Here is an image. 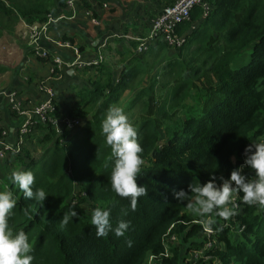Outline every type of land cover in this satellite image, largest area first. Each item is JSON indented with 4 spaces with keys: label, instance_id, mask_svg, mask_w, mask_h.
I'll list each match as a JSON object with an SVG mask.
<instances>
[{
    "label": "trees",
    "instance_id": "16d2710c",
    "mask_svg": "<svg viewBox=\"0 0 264 264\" xmlns=\"http://www.w3.org/2000/svg\"><path fill=\"white\" fill-rule=\"evenodd\" d=\"M204 2L208 12L197 7L178 26L180 36L190 32L174 54L163 42L151 43L145 52L119 54L118 62L99 69L72 112L85 120L79 132L57 137L48 125L41 155L29 154L14 169L34 173L33 190L48 193L43 203L24 197L11 182L14 170L4 176L0 190L7 187L17 200L9 224L28 234L32 264H149L151 257L155 264H264V206L248 205L235 193L229 205L235 215L224 222L212 214L216 244L204 248L205 241L195 239L201 225L193 223L202 218L187 207L193 194L183 201L174 197L191 183L229 178L244 163L245 148L264 141V0ZM65 3L0 0V17L16 14L43 23ZM112 105L126 114L136 109L129 120L144 160L137 183L147 194L135 210L130 198L111 190L113 160L101 123ZM245 173L254 178L251 169ZM97 206L111 207L113 228L129 222L125 235L97 237L91 224ZM65 215L70 218L62 225ZM194 251L204 254L194 258Z\"/></svg>",
    "mask_w": 264,
    "mask_h": 264
},
{
    "label": "crops",
    "instance_id": "0c3cea01",
    "mask_svg": "<svg viewBox=\"0 0 264 264\" xmlns=\"http://www.w3.org/2000/svg\"><path fill=\"white\" fill-rule=\"evenodd\" d=\"M175 1L83 0L78 3L76 15L72 19L59 18L60 15H70L66 3L64 7L57 8L52 14L54 21L47 25V35L42 36L37 45L50 54L60 55L66 63L64 73L59 78L53 76L50 60L34 54V45L31 43L28 26L42 25L45 22H28L16 14L1 16L0 134L6 131L4 143L15 147L22 120L8 103L9 92H16L24 105H38L44 98L39 84L41 81L49 82L55 93L56 104L50 115L52 120L55 122L66 116H76L72 112L79 108L80 93L91 89V81L98 76L99 69L107 62H118L119 54L127 53L123 56H128L139 52L140 41L147 39L154 19ZM87 12L90 14L87 15ZM92 18L97 23H93ZM189 32L187 30L182 35L185 37ZM55 41L68 43L71 47L57 46ZM104 41L106 44L102 46ZM73 48L78 50L80 59L89 63L88 65L83 68L68 66L76 58ZM174 52L176 51L170 50L171 54ZM95 62L98 63L94 64ZM121 70L122 65L115 67V80ZM47 131L45 126H34L20 151L14 153L8 150L5 158H0V184L4 176L26 160L29 154L36 156L41 151L40 141Z\"/></svg>",
    "mask_w": 264,
    "mask_h": 264
},
{
    "label": "clouds",
    "instance_id": "9594fccd",
    "mask_svg": "<svg viewBox=\"0 0 264 264\" xmlns=\"http://www.w3.org/2000/svg\"><path fill=\"white\" fill-rule=\"evenodd\" d=\"M101 131L105 143L111 149L110 183L111 190L118 196L130 198V204L135 210L138 198L147 194L144 186H138L137 178L144 164L141 153L143 148L137 139V129L129 120L123 107L112 105L101 123ZM245 167L251 169L254 178L245 173ZM11 182L23 191L24 197L38 202H44L48 193L44 188L33 190L34 173L30 170L17 169L11 173ZM193 194L187 207L197 216L206 231L212 230L213 218L219 216L225 220L235 215L232 207L234 194L242 193V200L248 205L264 206V141L254 142L245 148L244 163L234 168L229 178L212 176L206 183L190 184L188 192L181 189L174 192L177 200L187 199L188 193ZM17 203L12 190L5 187L0 190V264H32L34 259L33 244L28 234L14 231L9 224V218ZM76 217L77 212H71ZM69 215L62 218V225L67 224ZM91 224L96 228L97 237H105L114 232L117 237L125 235L129 222L120 220L113 228L111 222V207L97 206L92 211Z\"/></svg>",
    "mask_w": 264,
    "mask_h": 264
},
{
    "label": "built area",
    "instance_id": "2783aa9c",
    "mask_svg": "<svg viewBox=\"0 0 264 264\" xmlns=\"http://www.w3.org/2000/svg\"><path fill=\"white\" fill-rule=\"evenodd\" d=\"M83 0H66V7L70 10V15H60L59 18L72 19L76 15L78 3ZM202 7L205 12H208V6L204 0H176L172 5L165 7L162 12L154 19L150 33L144 41H140L138 47L139 52L147 50L149 44H156L163 42L172 49L181 47L185 39L177 33L178 26L189 21L192 11L196 7ZM87 15L90 13L87 12ZM55 17L49 15L47 20L42 25H29V32L31 43L34 45V54L40 58L50 60L53 65L52 74L55 78H59L64 73L66 63L63 61L60 55L50 54L48 50L42 49L37 45V41L47 35V25L49 22L54 21ZM93 23H97L95 18H92ZM57 46L71 47L68 43H61L55 41ZM105 41L102 46H105ZM74 53L76 58L68 66L77 68H83L89 63H86L80 59L79 52L76 48ZM101 60V58H100ZM95 62L94 64H97ZM39 89L44 95L43 100L38 105H24L19 100L16 92L12 91L7 94L8 103L14 113L22 117L21 123L18 128V135L15 147L6 145L3 138L6 135V131H2L0 134V158H5L7 151L10 150L14 153L20 151L21 146L25 142V139L30 132L34 129L36 124H41L45 127L51 125L55 131V135L58 137L63 132H68L69 135L76 134L84 126V122L79 117L66 116L60 121H53L50 117L51 113L55 110V93L53 87L49 85V82L41 81ZM171 239H174L172 237ZM210 247V246H209ZM195 252V253H194ZM193 257L197 258L203 255V251H194ZM165 255H168L167 249H165ZM156 257H151L149 264L153 262L155 264Z\"/></svg>",
    "mask_w": 264,
    "mask_h": 264
},
{
    "label": "rangeland",
    "instance_id": "374dc122",
    "mask_svg": "<svg viewBox=\"0 0 264 264\" xmlns=\"http://www.w3.org/2000/svg\"><path fill=\"white\" fill-rule=\"evenodd\" d=\"M245 55V54H244ZM248 57H246V59H247ZM154 71H156L155 69H154ZM155 73V72H154ZM151 74H152V72H151ZM125 94H127V93H125ZM128 98V96L127 95H123V97L121 98L123 101H126V99ZM66 98L64 97V100H65ZM55 106H56V104H55ZM135 111H136V109H134ZM134 110H131V111H128L127 112V115H128V118H129V116L132 114V111H134ZM54 112V111H53ZM59 116V115H58ZM61 116V115H60ZM59 116V117H60ZM73 117V116H72ZM83 120V122L85 121L84 119H82ZM56 139V138H55ZM50 146H52V144H50ZM41 153H42V149H41V151H39L38 152V154L35 156V157H39L40 155H41ZM12 166V165H11ZM79 189H80V187H77V191H79ZM88 203V202H87ZM192 216H194V217H196V214L195 213H193V215ZM224 222H226L225 221V219H224ZM193 223H199L200 225H201V229H202V233L201 232H199L197 235H196V237H195V239L196 240H199V241H205L204 243V248H207V247H209V246H213L214 244H216V238L214 237V236H212V230L211 231H206L205 229H204V227H203V225L200 223V222H198L196 219H194V221H193ZM203 248V249H204ZM195 253V252H194ZM193 253V254H194ZM151 264H153V262H151Z\"/></svg>",
    "mask_w": 264,
    "mask_h": 264
}]
</instances>
